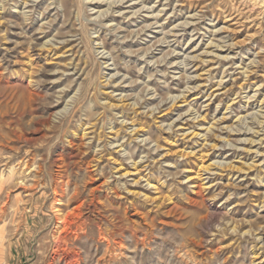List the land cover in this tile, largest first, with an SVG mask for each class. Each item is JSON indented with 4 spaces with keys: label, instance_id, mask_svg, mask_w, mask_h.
I'll return each instance as SVG.
<instances>
[{
    "label": "rangeland",
    "instance_id": "rangeland-1",
    "mask_svg": "<svg viewBox=\"0 0 264 264\" xmlns=\"http://www.w3.org/2000/svg\"><path fill=\"white\" fill-rule=\"evenodd\" d=\"M114 1L0 0V264H264V0Z\"/></svg>",
    "mask_w": 264,
    "mask_h": 264
},
{
    "label": "bare ground",
    "instance_id": "bare-ground-1",
    "mask_svg": "<svg viewBox=\"0 0 264 264\" xmlns=\"http://www.w3.org/2000/svg\"><path fill=\"white\" fill-rule=\"evenodd\" d=\"M131 1V0H130ZM118 3H123V1H114L113 4H118ZM245 4V2L243 3ZM256 4V3H255ZM247 5V4H246ZM146 8V7H145ZM162 12V11H161ZM238 12V11H237ZM239 13V12H238ZM240 14V13H239ZM238 14V15H239ZM243 14V13H242ZM248 19V18H247ZM144 29V28H143ZM147 29V28H146ZM213 45V44H212ZM221 47V46H220ZM230 49V47H229ZM173 57V56H172ZM196 57V56H195ZM189 60V59H188ZM203 62V61H202ZM252 65V64H251ZM261 86V85H260ZM257 94V93H256ZM264 95V94H263ZM32 97V96H31ZM258 98V97H257ZM249 100V99H248ZM247 100V101H248ZM255 102V101H254ZM248 103V102H247ZM257 104V103H256ZM262 104H264V98L263 100L261 101V105L260 107H262ZM249 108V107H248ZM228 109V108H227ZM262 110V109H261ZM260 111V110H259ZM263 111V110H262ZM257 113V112H256ZM257 115V114H255ZM254 115V116H255ZM249 116V115H248ZM256 117V116H255ZM242 118V117H241ZM245 118V117H244ZM256 118H259V119H256L257 122L255 124H257L258 128L260 129H257L259 131H256L255 134H259L261 131H264V113L263 114H259L257 115ZM249 119V118H248ZM252 119V117H251ZM255 120V119H254ZM255 120V121H256ZM239 121V120H238ZM243 121V120H242ZM239 123V122H238ZM249 126V125H248ZM243 129V128H242ZM247 129V128H246ZM252 129L250 127V129L246 132H250ZM212 131V130H211ZM233 131V130H232ZM243 131V130H242ZM245 131V130H244ZM23 132V131H22ZM18 134V133H17ZM15 136V135H14ZM21 136V134H20ZM254 136V135H253ZM263 136V134H262ZM264 138V137H263ZM17 139V138H16ZM21 139V137H20ZM32 139V138H31ZM254 139V138H253ZM23 140L26 142L29 141L28 138H23ZM33 140V139H32ZM21 141V140H20ZM31 143V142H30ZM259 145V144H257ZM74 157V156H73ZM64 162L61 163L60 167L61 168H65V166H63ZM27 165V164H26ZM136 165V164H135ZM67 167V166H66ZM68 168V167H67ZM65 172V170H64ZM15 177V175L13 176ZM63 177V176H62ZM66 182V181H65ZM23 185V184H21ZM19 185V186H21ZM16 187V186H15ZM22 187V186H21ZM1 189V187H0ZM64 190V189H63ZM60 194V193H59ZM55 195H57V197L55 198V204L54 206L52 207V210H53V216L57 222V230L55 231L54 235H53V243H54V246H55V253L56 255H60V253L64 252V251H67L68 249V245L70 243V241L72 240L71 238L73 236L77 237V235L75 234V231L73 230L72 227L74 226H77L78 225V222L79 221H82V217L80 215H82L80 212H81V208L84 206V202H81L79 205L77 206H74L71 210H69L66 214H63V210L61 209V206L63 205L62 203V197L63 196H60L58 195V193L56 192ZM62 195V194H61ZM78 195V194H77ZM76 195V196H77ZM81 197V196H80ZM80 199V198H79ZM71 201H68L67 204L70 206L71 204ZM77 203V202H76ZM78 204V203H77ZM72 205V204H71ZM74 205V204H73ZM96 206V205H94ZM69 208V207H68ZM99 211V210H98ZM103 211V210H102ZM127 211V210H126ZM108 212V211H107ZM102 214V213H101ZM100 214V215H101ZM99 215V214H98ZM105 216V215H104ZM117 216V215H115ZM100 218V217H99ZM105 218V217H104ZM81 219V220H80ZM102 219V218H101ZM115 219V218H114ZM120 222V221H119ZM125 230V229H124ZM99 231V230H98ZM103 231V230H102ZM113 231V230H112ZM122 231H123V228H122ZM120 233V232H119ZM100 241L102 243L105 244V253L103 254L102 257H100V259L98 260L99 263H102L104 264L105 262H107V259L108 261L111 263H116L117 261H120V260H126V259H129V253L127 252V248H126V245H124L123 242H118L116 239H114L112 236L110 235H107L103 232H101L100 230ZM118 234V233H117ZM120 237V236H119ZM118 237V238H119ZM124 237V236H123ZM70 251V250H69ZM62 255V254H61ZM75 255V254H74ZM76 264V263H75Z\"/></svg>",
    "mask_w": 264,
    "mask_h": 264
}]
</instances>
